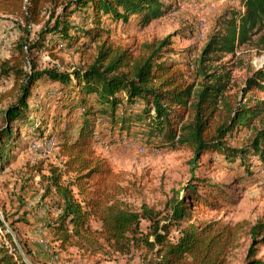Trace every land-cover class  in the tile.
I'll use <instances>...</instances> for the list:
<instances>
[{"label": "trees", "instance_id": "1", "mask_svg": "<svg viewBox=\"0 0 264 264\" xmlns=\"http://www.w3.org/2000/svg\"><path fill=\"white\" fill-rule=\"evenodd\" d=\"M239 1L241 10L229 12L190 60L191 50H177L170 36L118 45L103 26L102 18L115 24L133 16L146 25L171 9L163 0H0V16L11 17L12 28L20 33L12 54L0 60V80L12 78L0 97H14L2 110L0 169L9 165L10 151L16 147L15 123H33L28 109L36 81L41 79L39 84L46 86L57 83L54 100L63 118L53 123L47 137L56 135L58 153L46 168L42 161L34 168L40 199H49L42 227L53 250L71 248L87 256L134 250L142 253L143 264H229L232 251L246 238L243 264H264L258 256L264 245V222L200 218L206 208L219 209L218 199L227 201V196L219 184L194 175L196 162L209 153L230 162L237 157L244 161L248 152L263 158L264 100L249 92L264 91V64L252 70L239 89L244 102L227 93L228 68L214 64L248 43L264 50V0ZM32 25L39 26L34 38ZM80 37L96 45L91 63L72 75L37 70L35 52L71 46ZM138 104L141 108L136 110ZM259 116L262 129L255 131L250 150L225 144ZM98 123L120 133L138 126L146 141L187 148L192 153L190 181L162 210L143 203L133 208L124 200L128 187L95 148ZM243 165L248 171L245 161ZM0 230L9 243L0 241V264H31L1 219Z\"/></svg>", "mask_w": 264, "mask_h": 264}, {"label": "rangeland", "instance_id": "2", "mask_svg": "<svg viewBox=\"0 0 264 264\" xmlns=\"http://www.w3.org/2000/svg\"><path fill=\"white\" fill-rule=\"evenodd\" d=\"M163 1L166 5L170 4L171 9L146 25L134 16L128 22L115 24L102 18L103 26L110 30V40L118 45H139L170 36L177 50H191L187 56L193 60L207 39L219 28L222 19L232 10H241L239 0ZM11 23V17L0 16V35ZM10 30L12 39L9 43L0 45V60L12 54L13 42L20 34L16 28ZM38 30L39 26L32 25L30 37L34 38ZM34 54L38 71L53 70L72 75L75 69L83 68L93 61L96 45L80 37L71 46L65 45L51 51L40 50ZM170 57L179 59L174 54ZM221 63L230 71L227 93L233 99L244 102L239 89L252 70H257L264 64V50L254 43L241 45L233 55H224L220 61L214 62L216 65ZM40 80L36 81L33 97L29 100L28 119L32 118L33 123H15L19 128L16 147L10 151L9 165L0 169V209L3 208V211L0 210V219L6 225V231L13 236L24 258L31 264H143L142 253L139 251L133 250L125 255L103 253L87 256L71 248L53 250V244L47 242L48 232L43 229L42 222L47 218L49 199H40L39 175L34 168H37L40 161L45 168L47 163L55 162L58 153L57 137L47 135L53 123L56 124L63 115L58 113L54 100L58 94L57 83L46 86L39 84ZM11 82V77L0 80L1 90H8ZM249 95L264 100V91L258 88L250 90ZM12 102L14 97L11 94L0 97V127L3 125L2 110ZM252 104L251 99L248 106ZM135 108L139 110L141 105L138 104ZM260 119L261 116L253 120L250 128L240 127L231 137L226 138L225 144L233 150H250L255 131L262 129ZM42 128L44 135L41 134ZM96 128L99 133L95 148L108 159L114 172L128 187L124 200L133 208H139L143 203L162 210L170 198L190 181L192 153L187 148H178L171 143L162 144L156 140L146 141L139 133L138 126H133L130 132L121 133L118 129L111 130L101 123ZM262 157L259 159L248 152L244 160L248 166L247 171L243 169L244 161H240L238 157L236 161L230 162L210 153L202 156L196 162L195 177L219 184L227 201L225 198L218 199L222 206L219 209H204L199 214L200 218H222L232 223L241 220L252 224L264 222V151ZM24 217L30 223L23 222ZM92 226L97 227L98 223L92 222ZM2 234L3 231L0 230V241L9 245ZM243 242L232 251L229 264H243L248 239L245 238ZM258 256L264 259V245L260 246Z\"/></svg>", "mask_w": 264, "mask_h": 264}, {"label": "built area", "instance_id": "3", "mask_svg": "<svg viewBox=\"0 0 264 264\" xmlns=\"http://www.w3.org/2000/svg\"><path fill=\"white\" fill-rule=\"evenodd\" d=\"M11 28H12L11 24L7 25L5 27V32L0 35V45L5 44V43H9V41L12 39V33H11V30H10ZM0 90H1V88H0Z\"/></svg>", "mask_w": 264, "mask_h": 264}, {"label": "water", "instance_id": "4", "mask_svg": "<svg viewBox=\"0 0 264 264\" xmlns=\"http://www.w3.org/2000/svg\"><path fill=\"white\" fill-rule=\"evenodd\" d=\"M15 240V239H14ZM16 242V241H15ZM17 246H18V243L16 242Z\"/></svg>", "mask_w": 264, "mask_h": 264}]
</instances>
